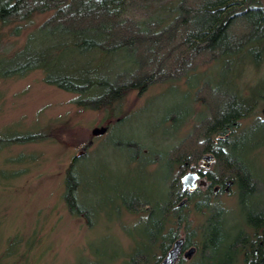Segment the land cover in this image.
Listing matches in <instances>:
<instances>
[{"label": "rangeland", "instance_id": "obj_1", "mask_svg": "<svg viewBox=\"0 0 264 264\" xmlns=\"http://www.w3.org/2000/svg\"><path fill=\"white\" fill-rule=\"evenodd\" d=\"M51 13H36L0 29V135L47 132L44 140L0 149V264H126L136 244L144 252L157 232L159 206L179 174L176 165L170 172L168 150L206 116L195 101L197 87L204 79L219 80L224 88L249 96L254 83L264 86V62L258 69L239 59L230 68L216 63L200 66L185 78L152 86L143 95L130 92L110 118L105 111L79 106L76 94L46 83L43 70L11 77L28 57L32 64L36 51L55 42L41 28ZM88 59L57 47L34 62L46 63L48 72L58 75L90 68ZM125 65L121 57L107 58L102 73ZM255 120H264V100L242 120L245 133L238 136L235 151L254 171L259 189L242 199L231 184L220 193L219 203L230 210L218 222L223 236L234 237L249 215L264 210V146L257 144L264 140V125L253 131ZM102 127H107L104 133H94ZM82 153L88 155L77 166L83 180L79 195L88 213L76 216L63 196L67 168ZM201 164L207 168L206 162L200 160ZM134 197L158 208L151 219L144 221L146 211L135 214L123 205ZM195 208L191 204L184 209L191 221L189 230L207 217L196 214ZM14 238L18 242L12 246ZM192 246L197 248L189 245L182 253ZM196 253L191 259L182 258V264H190ZM154 254L160 256L162 248L156 247ZM156 260L150 256L147 264Z\"/></svg>", "mask_w": 264, "mask_h": 264}, {"label": "trees", "instance_id": "obj_2", "mask_svg": "<svg viewBox=\"0 0 264 264\" xmlns=\"http://www.w3.org/2000/svg\"><path fill=\"white\" fill-rule=\"evenodd\" d=\"M49 12L52 13L41 28L49 31L55 42L36 51L32 64L28 57L11 77L43 70L46 83L76 94L79 106L105 111L110 118L130 92L143 95L152 86L185 78L200 66L216 63L230 68L239 59L258 69L264 62L263 0H0V29L29 20L36 13ZM57 47L90 57L87 65L91 67L56 75L48 72L46 63L34 62ZM117 56L128 65L102 73L105 60ZM194 97L206 110V116L168 150L170 172L174 165L180 171L187 167L196 169L203 155L212 153L215 164L205 172L208 179L201 186L209 185L206 190L185 193L179 171L168 186L166 198L158 205L162 216L157 232L145 244L144 252L135 243L136 250L126 264H147L150 256L160 261L171 243L182 235H186V244L197 246V257L189 260L190 264H264V210L249 215L243 223L245 227L234 237L223 236L218 223L230 212L219 203L220 193L229 184L240 199L259 189L254 171L235 151L238 136L245 133L242 120L264 100V86L254 83L253 93L246 96L224 88L219 80L204 79ZM259 125L263 126L264 120H255L253 131ZM46 133L37 131L12 138L2 134L0 149L44 140ZM257 144L264 146V140ZM86 156H74L65 176L63 198L70 213L76 216L88 213L80 200L83 180L77 170L80 159ZM185 196L189 200L180 206ZM133 199L123 205L135 214L146 211L144 221L156 213L158 208L151 201ZM191 204L195 205L196 214L207 217L189 230L191 221L184 209ZM11 242L13 246L18 240ZM156 247L162 248L158 257L154 254ZM8 253L12 254V250Z\"/></svg>", "mask_w": 264, "mask_h": 264}, {"label": "water", "instance_id": "obj_3", "mask_svg": "<svg viewBox=\"0 0 264 264\" xmlns=\"http://www.w3.org/2000/svg\"><path fill=\"white\" fill-rule=\"evenodd\" d=\"M107 130V127H102L95 129V134H101L104 133ZM215 157L212 153H206L202 157V161L206 162V167L204 169V172L208 171V168H210L211 164L214 162ZM199 169H202V164L199 166ZM201 178V175L197 171H188L185 174L181 176V183H182V190L186 192L187 190H194L198 180ZM187 201V198H184L181 202V205L185 204ZM186 242V238L184 235L178 237L176 240L173 241L171 244V247L167 251L166 255L156 264H178L180 260L183 259H191L196 251L197 248L195 246H192L188 248L184 253L183 248L184 244Z\"/></svg>", "mask_w": 264, "mask_h": 264}, {"label": "flooded vegetation", "instance_id": "obj_4", "mask_svg": "<svg viewBox=\"0 0 264 264\" xmlns=\"http://www.w3.org/2000/svg\"><path fill=\"white\" fill-rule=\"evenodd\" d=\"M188 171H197L200 175H201V178L198 180V182H197V185H196V187H195V189L196 190H199V187L202 185V182L204 181V180H207L208 179V177H207V173H205L204 172V169L202 168V169H199V166L196 168V169H193V168H191V167H187V168H185L184 170H182V171H180L181 173L179 174V180L181 179V176L183 175V174H185L186 172H188ZM180 185H181V188H182V183H181V180H180ZM208 185H209V183H206L205 184V186L203 187V188H205V190H206V188L208 187ZM194 189V190H195ZM218 189V187H215V190H217ZM183 191V190H182ZM191 191H193V190H190V192ZM228 191V190H227ZM186 193V192H185ZM184 198H187L188 200H189V196H185ZM183 198V199H184ZM180 206H182L181 205V203H180ZM187 246H189L188 244H184V248H183V250H185V248L187 247ZM171 247V246H170Z\"/></svg>", "mask_w": 264, "mask_h": 264}]
</instances>
